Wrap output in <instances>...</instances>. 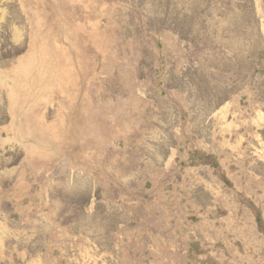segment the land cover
<instances>
[{
    "label": "rangeland",
    "instance_id": "374dc122",
    "mask_svg": "<svg viewBox=\"0 0 264 264\" xmlns=\"http://www.w3.org/2000/svg\"><path fill=\"white\" fill-rule=\"evenodd\" d=\"M0 264H264V0H0Z\"/></svg>",
    "mask_w": 264,
    "mask_h": 264
}]
</instances>
